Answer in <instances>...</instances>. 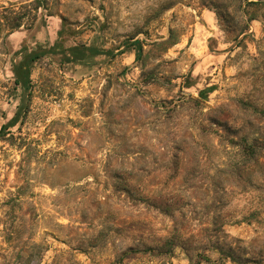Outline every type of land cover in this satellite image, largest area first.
<instances>
[{
    "label": "rangeland",
    "instance_id": "rangeland-1",
    "mask_svg": "<svg viewBox=\"0 0 264 264\" xmlns=\"http://www.w3.org/2000/svg\"><path fill=\"white\" fill-rule=\"evenodd\" d=\"M38 2L0 32V264H264V0Z\"/></svg>",
    "mask_w": 264,
    "mask_h": 264
},
{
    "label": "trees",
    "instance_id": "trees-1",
    "mask_svg": "<svg viewBox=\"0 0 264 264\" xmlns=\"http://www.w3.org/2000/svg\"><path fill=\"white\" fill-rule=\"evenodd\" d=\"M250 1V0H247ZM16 5H10L8 8H2L4 12L9 13L12 16H6V15H0V32L1 31H6V34L2 40V45H4L5 39L13 33L14 31L20 29L21 27L24 26V21L32 12H37L38 9L40 8V4L38 0H33L31 4H28V12L27 14H19L15 11ZM20 54L23 52H27L26 48H22L20 51ZM17 52V53H19ZM30 53V52H29ZM38 57L35 55H30L29 59L24 63L21 64L20 66H14L13 65V72H14V89L17 90V88H22L24 89L25 87V80L27 79V64L35 62ZM26 111L27 108L24 106H19L18 107V112L15 114L14 118L10 121V123L7 126H2L0 129V134L3 130H5L8 127H13L15 123L19 120L23 113V111ZM18 149L22 148V143L17 145Z\"/></svg>",
    "mask_w": 264,
    "mask_h": 264
},
{
    "label": "crops",
    "instance_id": "crops-1",
    "mask_svg": "<svg viewBox=\"0 0 264 264\" xmlns=\"http://www.w3.org/2000/svg\"><path fill=\"white\" fill-rule=\"evenodd\" d=\"M203 17L210 18V22L208 24L212 23V19H211L210 14L203 15ZM44 32H45V30L42 29L40 31L37 30L36 32L32 33L30 38H29L30 41H32L34 44H36L37 42L39 44H45L46 42L50 41L48 38H45L44 36H41V34L44 33ZM24 34H23V36H21L22 33L14 32V33L8 35V37L5 39V45L8 48V50L10 51V53L19 52L24 47V45H21V44H23L24 41L26 40V38L29 37V35L27 36V35H24ZM213 37L215 39H219L217 34L216 35L213 34ZM208 40H209V42L211 41V39H208Z\"/></svg>",
    "mask_w": 264,
    "mask_h": 264
}]
</instances>
